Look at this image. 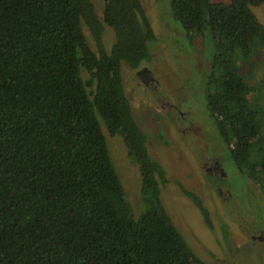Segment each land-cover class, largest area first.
<instances>
[{"label": "trees", "instance_id": "1", "mask_svg": "<svg viewBox=\"0 0 264 264\" xmlns=\"http://www.w3.org/2000/svg\"><path fill=\"white\" fill-rule=\"evenodd\" d=\"M262 4L171 0L189 34L216 41L206 107L238 169L264 192V84L252 87L240 68L264 50ZM155 39L142 0H104L102 16L93 0H0V264H209L164 205L166 171L125 90L123 65L150 62ZM104 127L139 167L138 217ZM184 191L211 226L202 199Z\"/></svg>", "mask_w": 264, "mask_h": 264}, {"label": "rangeland", "instance_id": "2", "mask_svg": "<svg viewBox=\"0 0 264 264\" xmlns=\"http://www.w3.org/2000/svg\"><path fill=\"white\" fill-rule=\"evenodd\" d=\"M142 1L156 34L149 43L153 59L141 65L148 72L139 74L126 64L122 72L149 152L168 177L162 189L164 205L189 244L209 264H264V192L238 169L206 107L207 75L219 51L216 41L209 31L189 34L173 17L171 0ZM93 2L102 16L104 0ZM255 10L264 23V4ZM85 32L96 48L90 31ZM113 41V31L106 27V46L110 48ZM240 68L252 87L262 86L264 50ZM88 76L83 70V77ZM250 98L258 100L254 92ZM104 131L125 195L138 217L143 207L139 167L129 157L123 136L111 135L105 127ZM185 189L202 199L211 226Z\"/></svg>", "mask_w": 264, "mask_h": 264}, {"label": "flooded vegetation", "instance_id": "3", "mask_svg": "<svg viewBox=\"0 0 264 264\" xmlns=\"http://www.w3.org/2000/svg\"><path fill=\"white\" fill-rule=\"evenodd\" d=\"M138 72H139V74H141V73H145V72H148V69L146 68V67H144V66H140V67H138ZM151 154V153H150ZM216 165L217 166H220V162L219 161H216ZM208 170H213V167H209L208 168ZM222 173L224 174V172H222L221 171V173H220V175H222ZM225 175V174H224ZM193 248V247H192ZM201 257V256H200ZM202 258V257H201ZM203 259V258H202Z\"/></svg>", "mask_w": 264, "mask_h": 264}]
</instances>
